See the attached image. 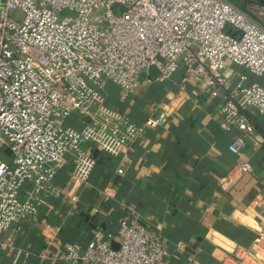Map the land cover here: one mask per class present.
<instances>
[{
	"label": "built area",
	"instance_id": "2783aa9c",
	"mask_svg": "<svg viewBox=\"0 0 264 264\" xmlns=\"http://www.w3.org/2000/svg\"><path fill=\"white\" fill-rule=\"evenodd\" d=\"M241 1L264 20V1ZM248 12L227 0H0V153L9 156L0 158V246L14 253V241L3 242L1 234L20 220L36 221L45 199L60 197L53 179L66 157L74 163L72 177L85 183L96 166L88 145L117 158L142 135L143 125L103 110L105 82L124 101L152 75L160 83L182 68L181 89L197 80L220 98V127L238 131L228 145L235 170L251 173L240 152L246 140L255 142L251 112L264 118V81L250 80L264 79V27ZM229 65L244 73L226 77ZM72 114L79 130L63 124ZM118 233L117 248L96 232L84 250L67 244L61 259L164 264L170 256L135 221L121 222ZM263 241L264 232L250 250L257 263Z\"/></svg>",
	"mask_w": 264,
	"mask_h": 264
},
{
	"label": "crops",
	"instance_id": "0c3cea01",
	"mask_svg": "<svg viewBox=\"0 0 264 264\" xmlns=\"http://www.w3.org/2000/svg\"><path fill=\"white\" fill-rule=\"evenodd\" d=\"M234 70L244 73L229 65L225 76ZM183 75L179 68L160 83L152 75L124 101L116 85L103 84V110L143 125L142 135L117 158L88 145L96 166L85 183L72 177L74 163L66 157L53 179L60 197H47L36 221L20 220L1 234L17 250L10 254L0 246V264H66L65 246L84 250L96 232L117 248L119 224L131 221L170 251L164 264H243L240 255L244 264H264V250L258 263L250 251L264 232V118L250 114L255 142L246 140L240 157L252 171L239 174L228 151L238 131L220 127V98L197 80L181 89ZM161 113L159 124L145 125ZM63 124L81 128L76 114ZM0 158L9 161L6 152ZM28 186L20 189L21 197Z\"/></svg>",
	"mask_w": 264,
	"mask_h": 264
},
{
	"label": "rangeland",
	"instance_id": "374dc122",
	"mask_svg": "<svg viewBox=\"0 0 264 264\" xmlns=\"http://www.w3.org/2000/svg\"><path fill=\"white\" fill-rule=\"evenodd\" d=\"M228 2H230L231 4H234L235 6H237L239 9L243 10V11H247V6L246 3L242 2L241 0H227ZM248 15L253 18L256 19L258 22H260V24L264 27V20L262 18H259L258 16L254 15L253 13L251 14L250 12H248Z\"/></svg>",
	"mask_w": 264,
	"mask_h": 264
},
{
	"label": "water",
	"instance_id": "95a60500",
	"mask_svg": "<svg viewBox=\"0 0 264 264\" xmlns=\"http://www.w3.org/2000/svg\"><path fill=\"white\" fill-rule=\"evenodd\" d=\"M154 71L153 70H151V73H153Z\"/></svg>",
	"mask_w": 264,
	"mask_h": 264
},
{
	"label": "trees",
	"instance_id": "16d2710c",
	"mask_svg": "<svg viewBox=\"0 0 264 264\" xmlns=\"http://www.w3.org/2000/svg\"><path fill=\"white\" fill-rule=\"evenodd\" d=\"M262 1H264V0H262Z\"/></svg>",
	"mask_w": 264,
	"mask_h": 264
}]
</instances>
